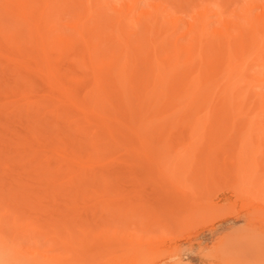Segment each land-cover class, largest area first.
Here are the masks:
<instances>
[{
	"label": "bare ground",
	"instance_id": "6f19581e",
	"mask_svg": "<svg viewBox=\"0 0 264 264\" xmlns=\"http://www.w3.org/2000/svg\"><path fill=\"white\" fill-rule=\"evenodd\" d=\"M175 1L178 8L182 1L191 2ZM207 1L201 4L198 0V4L192 0V6L197 3L193 8L182 2L179 13L187 14L183 16L171 7L170 0H0V264H39L35 262L37 254L22 251L17 240L55 233L59 224L71 228L68 220L40 222L36 218L40 209L84 211L99 206L76 199L91 195L87 189H80V184L94 176L91 160L93 156L102 158L104 153L100 152L106 148L107 139L116 141L119 134L134 130L137 117H142L137 126L142 123L159 134L178 125L172 118L186 114L194 121L213 113L228 120L244 116L248 120L237 139L245 133L254 139L242 137L241 144L235 142L236 149L238 145L245 148L247 140L254 145L264 139V0H239L241 4L236 0L238 5L228 12L219 7L222 4ZM209 16L215 18L213 26L209 25ZM71 68L78 71L73 69V73ZM196 127L195 122L186 125L189 131ZM249 150L243 151L245 155L241 151L245 161ZM260 152L264 156V150ZM235 159L240 167V158ZM176 163L175 169L180 164ZM244 164L242 168L246 169ZM177 170L172 173L167 169L165 175H169L164 179L170 181L171 173V178H177L182 173ZM130 174V179L138 178ZM102 187L92 192L108 197L111 188ZM105 190L110 191L105 194ZM127 190L117 192L125 195ZM131 191L132 200L135 191ZM141 193L136 195L139 200L149 199L145 194L144 199L139 198ZM156 199L151 202L161 200ZM171 203L167 202L169 206ZM126 212L115 217L125 221ZM132 212L136 213L135 209ZM127 217L126 222L135 223ZM202 218L198 214L197 220ZM192 222L178 223L176 232ZM90 225L87 223V229ZM81 231L84 247L97 238L107 240L105 229L94 236H90V228ZM177 233L173 231L178 238ZM125 235L119 239L128 245L127 250L133 248L132 253L139 247L156 245L154 239L148 242L153 245L147 246L136 234ZM111 238L108 242L116 241ZM120 241L116 242L122 247ZM152 248L145 250L149 256L143 251L129 254L131 251L125 249L122 251L127 255L122 257L109 252L102 264L150 263L163 255ZM38 259L49 261L46 257ZM55 260L53 264H61Z\"/></svg>",
	"mask_w": 264,
	"mask_h": 264
},
{
	"label": "rangeland",
	"instance_id": "374dc122",
	"mask_svg": "<svg viewBox=\"0 0 264 264\" xmlns=\"http://www.w3.org/2000/svg\"><path fill=\"white\" fill-rule=\"evenodd\" d=\"M178 1L181 2V0H177V2ZM193 1L198 2V0ZM203 1L205 3L207 0H202L200 3L202 4ZM211 1V4L216 2L218 6L219 4H222L219 7L222 6L225 11L228 12L231 8L233 9L236 5L241 4L242 1L244 2L245 0L240 2L237 0L239 2L238 4L235 2L236 0H233V3L235 4H232L230 2L231 0ZM175 2V0H170L171 7H176L175 10L177 11L178 9V14H183V16L185 15V12L182 13L181 11L179 13L181 6H184L183 4L185 3L188 5H191V3L193 4L192 0H189L190 4L187 3L188 1H182L183 4L181 2V5L179 4L180 7L178 8V5ZM172 3L175 4L172 6ZM195 5H191V7L193 8ZM185 7H187V5H185ZM191 7L188 6L186 9ZM189 10L192 9H188V11ZM186 13L189 14L190 12ZM208 22L210 26H213V24H215V18L209 16ZM73 69L75 70L76 68H71V71ZM74 70L73 73H75ZM76 74H78V72H76ZM39 89L41 92L44 91L42 87ZM172 119L177 121L178 125L175 128L168 129V131L166 130L167 132L158 134L151 131L146 126L144 127L142 123H139L137 126V121L141 120L142 122V117H137L135 123L133 122L135 125L134 130L119 134L116 141L107 139L106 148L100 152L104 153L102 158L93 156L91 160V174L94 176L85 183L80 184V189H87V192H90L91 195H79L76 197L80 202L89 201V203H97L99 206H97L96 209L92 207L84 211L80 209L74 211L64 210L63 212V210L52 211L50 209H40V213L36 216L40 222H48L49 220L54 219L56 223H58L59 221L63 222L68 220L69 222H72L70 225L71 228L67 229L65 225L59 224L55 229V233H43L34 237L25 236L19 238L17 240L19 248L22 251H26L29 255L37 254L35 262L39 264H53L54 262L52 261H56L55 259H58L57 263L61 264H102V261H104L106 256L109 255V252H115V255L120 253L117 255L118 257L127 255L126 253L125 255L123 253L128 250L131 251L129 253L131 254L133 248L129 246L127 250L128 245H124L119 238L126 236L125 234L128 236L129 234L134 233V235L136 234V236H139L138 238H141L140 243H147V246L153 245L148 242L154 239L155 241L153 240V242H156V245L153 248H155V250L157 249L159 253L160 251L163 253V255H160V258L157 255L156 259L155 257L153 258L154 255L152 253V256H150L153 259L149 263L148 261L150 259L148 258V263L146 264H264V171H260L264 170V156H260L262 154L260 151L264 150V139H262L260 143V140L258 142L254 140V143L256 141V143L259 144L255 143V146L252 144V141L250 142L251 144H249V140H247L245 141L247 143L245 148H240L239 146L241 145H238L239 148L237 147V149L239 150L236 149L237 144L235 142L241 144L242 137L245 136L250 140L252 139L248 137V133L242 135L240 139L241 141L237 139L239 138L240 133L238 131H241V126L245 125L248 120L244 116H238L233 120H228L213 113L198 121H194L192 116L186 114ZM192 122H195L197 127L193 131H189V129L186 128V125ZM254 137H256V135ZM190 142L191 146L188 145ZM243 143L242 146L244 145ZM247 148L250 150L248 151L249 154L246 156L245 161V157L243 156L245 155L244 152L245 150L247 151ZM234 149H236L238 153L235 152ZM241 151L244 155H241ZM184 154H187L188 156ZM181 155L182 157L185 156L187 162L184 158V160L180 158ZM235 156H238L237 158H240L241 160L240 167L236 164L238 162H234ZM178 157L181 161H184L187 164L180 162ZM164 160H167V163H165L166 161L164 162ZM176 161L180 164L178 166L179 168L175 169ZM245 162L246 169L242 168L245 167L243 166L245 165ZM181 163L185 165L182 166ZM166 168L172 173H175L179 171L177 169H180V172L178 173H181V170L182 173L179 174V176L176 175L178 176L177 178L172 177L173 180L171 178V173L169 178V180H171L168 181V179L165 180L169 175H165L166 172L168 173ZM161 170L162 174L160 172ZM257 170L258 172L256 174ZM132 172V176L134 175L135 178L138 177L137 179L133 180L134 177L133 179H130V173ZM95 173L97 174L96 177ZM112 173H114V175L117 174L115 177L118 178L120 183L117 179H114ZM125 173L128 175L130 174L126 177L132 181L126 179L124 176ZM108 175L109 177L110 175L113 177L111 176L112 178L110 177V179H108ZM118 175H122L125 179L120 178L121 176L119 177ZM164 175L165 177H163ZM133 181H136L137 184L132 185ZM172 184L173 186H171ZM102 186H109V188H111L110 190L112 193H108V197L98 194L94 195L92 192L96 191L95 187H98L97 189L101 190L104 188ZM121 187L123 190L128 189L127 192H123L125 195L119 193ZM134 187L135 189H133ZM160 188L161 190H159ZM131 189V192L135 191V196L137 195V192L141 193L139 191H144L139 195V198L143 197L145 194L146 199H148L149 195L151 196H149L150 200L148 199L149 201H144L141 198L140 200L143 201L142 203L137 196V199L135 200L136 197L134 195H132L134 199L131 200L130 194L132 193L128 192ZM117 190L119 192H117ZM174 190L177 191V194H179L178 196L177 194H174L176 193ZM165 191H167V193H165ZM107 192L105 190L104 193L106 194ZM151 193L154 194L151 195ZM157 194H159L160 197L157 199H161V203L158 201L156 202L157 204H154L153 200L156 199ZM160 194H163L164 196ZM153 195H155V198L152 200V197H154ZM169 195H171V198ZM166 196H169L168 199H163L167 198ZM180 196L183 199L180 198ZM174 198L176 200H173ZM179 198L180 201H177ZM151 200L153 202H151ZM167 202L172 204V208ZM137 203L139 204V207L141 206L140 210L144 207L141 211L137 210L139 207H135L137 206ZM148 203H152V205H148ZM164 203L167 204L168 207ZM175 203H177L180 208L175 207ZM126 206L129 208L127 209L129 214L126 212ZM147 208H149L152 213L149 209L147 210ZM134 209L136 213H131ZM117 210L119 211L116 212ZM123 211L127 213L125 217H123L125 221L117 218L119 216H124L121 215L122 213L124 214ZM153 212H155V214H153ZM182 212L184 213L181 214ZM167 213L169 214L167 215ZM198 214L205 217V219L202 218L198 221ZM128 215L133 218L132 221H135V223H130L129 221L126 222V220H129L127 217ZM31 217L35 219V216L31 215ZM114 217L117 218V220L115 219L117 224H115ZM184 218H186V220ZM168 219L170 221H168ZM176 219L178 220L177 223H175ZM189 219L191 222H195H192V224L190 223L191 225L186 223V226H188L187 229L186 227L180 228L181 223L185 224L184 221L186 222ZM121 220L123 222H121ZM179 220H181V223ZM203 220H206V222L204 221L205 223H203ZM201 221L202 223L198 224V222ZM87 223L92 224L88 229ZM127 223L130 225L128 226ZM167 223L169 225H167ZM178 223H180V230L177 233ZM159 224L163 225V227H161V225L159 226ZM109 225L112 226L114 231H110L112 229ZM64 226L67 230L63 228ZM169 226L171 228H168ZM107 227H109L108 230L110 232L107 230ZM127 227L129 229H127ZM166 227L168 229H166ZM80 228L81 230L82 228H85L87 231H89L90 228V236L96 235L95 233L98 234L99 232H103L105 229L104 234L107 233L105 234L107 235V240L104 241L103 238H97L96 242L93 241V244H88L89 246L87 245L84 247L82 245L84 242L80 241V237L82 236ZM175 228L177 230H175ZM95 229L98 230L96 231ZM173 231L174 234L177 233L176 236H178V234L180 236H178V238L175 237ZM111 235L113 236L111 239H116L118 242L120 241L122 247L121 244L117 243L115 240H113L114 242L111 240L109 241L110 243L108 242V238H110ZM156 239L158 240L156 241ZM163 239H165V241H161ZM122 241L126 242L124 240ZM99 242H101V244ZM104 242H107V244L102 245ZM74 243L76 244L74 245ZM79 243L80 245H78ZM86 243L88 242L86 241ZM149 248H152V246L139 247L138 250L136 248L138 252L134 251L133 253L137 255L139 251H143L142 254L145 253L149 256L145 252V250ZM141 256L142 255H140V257ZM38 257H46L49 261H44V263H42Z\"/></svg>",
	"mask_w": 264,
	"mask_h": 264
}]
</instances>
